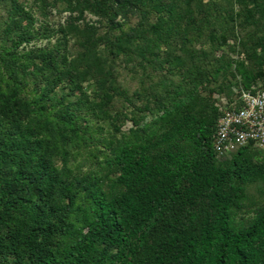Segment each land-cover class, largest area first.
I'll return each mask as SVG.
<instances>
[{"label":"trees","instance_id":"1","mask_svg":"<svg viewBox=\"0 0 264 264\" xmlns=\"http://www.w3.org/2000/svg\"><path fill=\"white\" fill-rule=\"evenodd\" d=\"M253 87L264 0H0V264H264Z\"/></svg>","mask_w":264,"mask_h":264},{"label":"built area","instance_id":"2","mask_svg":"<svg viewBox=\"0 0 264 264\" xmlns=\"http://www.w3.org/2000/svg\"><path fill=\"white\" fill-rule=\"evenodd\" d=\"M239 100L242 105L232 104L218 121L215 148L219 157L248 145L264 151V90H242Z\"/></svg>","mask_w":264,"mask_h":264},{"label":"rangeland","instance_id":"3","mask_svg":"<svg viewBox=\"0 0 264 264\" xmlns=\"http://www.w3.org/2000/svg\"><path fill=\"white\" fill-rule=\"evenodd\" d=\"M129 127H131L130 123L127 125V127L125 129H127ZM262 152H264V151H262ZM249 193H250V197H251V203H253V205L249 206L251 214L246 215L245 217H247V218H251L252 216H254L253 210L256 208V206L261 204V203H264V184L259 183L258 185H254V186L250 187ZM240 217H238V221L241 220Z\"/></svg>","mask_w":264,"mask_h":264}]
</instances>
